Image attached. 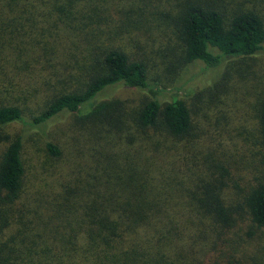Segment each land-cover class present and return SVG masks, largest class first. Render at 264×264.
Returning a JSON list of instances; mask_svg holds the SVG:
<instances>
[{
	"label": "trees",
	"instance_id": "16d2710c",
	"mask_svg": "<svg viewBox=\"0 0 264 264\" xmlns=\"http://www.w3.org/2000/svg\"><path fill=\"white\" fill-rule=\"evenodd\" d=\"M156 11L176 20L185 65L216 69L264 49L263 18L241 11L226 20L209 0H0V96L6 95L0 98V264H264V98L258 111L262 164L248 186H234L236 202L224 198L222 180L190 190L156 152L160 144L145 140L151 154L144 159L133 161L130 154L118 163L101 146L103 166L79 184L63 183L64 191L49 200L42 194H51L40 191L37 202H22L29 183L23 140L4 131L25 123L24 108L9 100L22 86L16 78L53 69L63 76L50 85L32 125L61 115L93 129L120 122V103L99 101L120 86L150 94L132 119L138 132L190 135L186 103L177 96L159 102L161 89L147 66L113 45L127 22ZM45 154L61 157L51 142ZM221 172L223 178L230 170L222 166Z\"/></svg>",
	"mask_w": 264,
	"mask_h": 264
},
{
	"label": "rangeland",
	"instance_id": "374dc122",
	"mask_svg": "<svg viewBox=\"0 0 264 264\" xmlns=\"http://www.w3.org/2000/svg\"><path fill=\"white\" fill-rule=\"evenodd\" d=\"M209 1L226 20L241 11H253L264 20V0ZM162 12L127 22L118 31L113 45L130 59L147 66L150 79L161 89L159 102L177 96L186 103L192 118L190 135L176 139L165 138L159 132L153 136L152 132H138L132 119L151 99L150 94L120 86L99 98V101L111 99L120 103V122L114 119L93 129L77 123L70 115H61L43 125H32L31 120L39 115L46 96L55 87L50 85L62 81L63 76L60 77L59 69L56 72L53 69L34 71V75L21 79L22 82L16 78L22 86L9 94V100L24 108L25 123H13L4 131L11 138L20 136L23 140L29 183L22 202H37L35 198L40 191L51 194L41 193L42 200H49L52 193L64 191L63 183L70 182L69 187L79 184L87 173L103 166L101 146L118 163L130 154L133 161L144 159L151 152L144 149L142 140L155 146L160 144L156 152L164 153L163 157L183 176L190 190H195L201 182L222 180L227 185L222 190L224 198L236 202L239 190L234 186H248L256 178L262 164L258 111L264 98V49L250 58L229 59L216 69L206 70L200 62L185 65L176 20ZM169 14L174 16L173 12ZM47 142L59 147V159L47 157ZM222 166L230 170L223 178Z\"/></svg>",
	"mask_w": 264,
	"mask_h": 264
}]
</instances>
